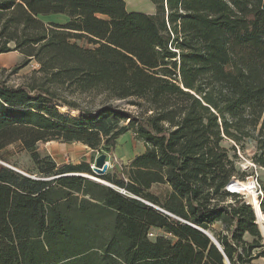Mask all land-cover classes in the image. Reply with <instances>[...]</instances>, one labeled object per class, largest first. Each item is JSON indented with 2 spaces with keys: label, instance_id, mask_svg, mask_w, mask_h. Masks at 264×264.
Listing matches in <instances>:
<instances>
[{
  "label": "trees",
  "instance_id": "obj_1",
  "mask_svg": "<svg viewBox=\"0 0 264 264\" xmlns=\"http://www.w3.org/2000/svg\"><path fill=\"white\" fill-rule=\"evenodd\" d=\"M151 1L154 15L129 12L123 0H0V54L18 51L20 67L35 60L44 75L40 86L0 81V152L18 143L42 164L33 177L0 165V264H86L75 250L83 226L94 230L96 264L264 257L251 206L227 189L244 182L234 159L247 139L264 171V0ZM56 14L68 21L40 19ZM46 83L100 103L82 108ZM127 132L145 150L121 173L96 176L84 161L57 168L36 153L61 141L112 158ZM156 184L170 188L165 201L150 193Z\"/></svg>",
  "mask_w": 264,
  "mask_h": 264
},
{
  "label": "rangeland",
  "instance_id": "obj_2",
  "mask_svg": "<svg viewBox=\"0 0 264 264\" xmlns=\"http://www.w3.org/2000/svg\"><path fill=\"white\" fill-rule=\"evenodd\" d=\"M82 45V42H79ZM11 46V45H10ZM25 57L18 51H10L5 54H0V81L4 82L10 87H16L20 85H32L40 86L44 83V75L38 72L39 64L35 60L28 61L27 65L20 67ZM46 86L56 90L58 94L62 95L67 100L76 101L80 107H89L92 108L97 106L100 103L101 97L92 96L90 94L86 95H72L64 91V87L57 85L47 84ZM115 106L121 108H126L130 110L132 107L125 104L124 101H110ZM60 113L63 116H67L65 109H59ZM72 117H77L78 113H71ZM223 147L229 150V155H233L232 147L234 144L228 140H225L222 143ZM143 143L138 141L136 137L131 133L127 132L121 136L117 142L116 146L112 152V158L106 152H96L92 151L90 148L83 146L79 143H63L61 141H50L47 143H39L36 145V153L39 156V159L42 160L44 157H50L60 166L65 165H78L81 162H86L91 166L94 165L95 159L104 154L106 156L107 171L105 174H114L115 172L121 173L122 166H127L131 163L134 157L140 155L144 152ZM256 151L255 142L252 139H247L244 143L239 145V149L235 151L237 159H234L237 172L241 179L237 181H244L243 183L249 182L251 179L253 182L256 180L257 183L264 186V171L260 169H254L250 163V160L253 158V155ZM0 160L5 162L10 167L17 169L27 175L38 176L39 172L37 168H41L42 164H37L32 158V153L22 150L18 143L9 145L4 151L0 152ZM1 165V163H0ZM81 176L82 178L97 182L100 184L105 183L104 180L90 176L89 174H72ZM89 176V177H87ZM92 177V178H90ZM98 179L101 182H98L95 179ZM234 180V179H233ZM242 184V183H239ZM255 188L258 190L257 184L254 182ZM168 187L164 185H153L150 192L154 195H157L162 201L169 193ZM256 192V191H255ZM242 195V194H240ZM256 196V195H255ZM244 200L249 203L248 199L243 194ZM81 237L79 246L76 247L80 254L81 259L86 264H96L94 258V230L92 227L83 226L80 228ZM222 230V224H214L209 228V232L213 234H219ZM160 231H155V236L160 235ZM252 240V238H250ZM259 250L264 252V248ZM252 264H264V257H259L252 261Z\"/></svg>",
  "mask_w": 264,
  "mask_h": 264
},
{
  "label": "crops",
  "instance_id": "obj_3",
  "mask_svg": "<svg viewBox=\"0 0 264 264\" xmlns=\"http://www.w3.org/2000/svg\"><path fill=\"white\" fill-rule=\"evenodd\" d=\"M123 1L125 3V7L127 11L129 12L142 13L146 15H154L156 13V6L151 0H123ZM40 19L45 23H56V24H65L68 21V18L65 15H60V14L40 17ZM53 161L55 162V160ZM56 165L58 166L57 163ZM156 185H159V184H156ZM164 186L168 187L167 185H164ZM168 189L170 188L168 187ZM170 192L171 190H169L168 195L163 199V201L167 199V197L170 195ZM151 194L154 195L153 193ZM154 196L158 197L157 195H154ZM159 200L162 201L160 198ZM215 224L221 225L220 223H215ZM245 239L247 241H250V237L248 235H245Z\"/></svg>",
  "mask_w": 264,
  "mask_h": 264
},
{
  "label": "built area",
  "instance_id": "obj_4",
  "mask_svg": "<svg viewBox=\"0 0 264 264\" xmlns=\"http://www.w3.org/2000/svg\"><path fill=\"white\" fill-rule=\"evenodd\" d=\"M0 163H1V165H4V166H7V167H10L9 165L4 164V163L1 162V161H0ZM250 163H251V165H252V167H253L254 169H258V168L253 164V162H252L251 160H250ZM10 168L13 169V170H15V171L18 172V173L24 174L23 172L18 171L17 169H15V168H13V167H10ZM254 182H255V183L257 184V186H258V190H257V189H256V190H257V195H258L259 203H258V206H256V207L252 206L250 203H247V204L250 205L251 208H252V210H253L255 223H256V225H257V227H258L259 234H260L261 244H262V246H263V248H264V216H263V214L261 213V210H260V201H261V198H262V192H261V188H260L259 184L257 183V181L255 180ZM231 183H233V181H232ZM231 183H230V184H231ZM230 184L228 185L227 189H229ZM242 196H243V195H242ZM163 213H165V212L163 211ZM261 214H262V216H261ZM147 236H148V238H151V239L154 238V237H155V231H150V232L148 233Z\"/></svg>",
  "mask_w": 264,
  "mask_h": 264
},
{
  "label": "bare ground",
  "instance_id": "obj_5",
  "mask_svg": "<svg viewBox=\"0 0 264 264\" xmlns=\"http://www.w3.org/2000/svg\"><path fill=\"white\" fill-rule=\"evenodd\" d=\"M87 177H89V176H87ZM90 178H92V177H90ZM93 179H95V178H93ZM95 180H97L98 182H101L98 179H95ZM249 180H250L249 182L242 183V184H239V182L233 181V183L230 184L229 191L233 192V193H237V194H242V195L244 194L245 197L248 199L249 203L252 206L256 207V206H258V203H259L257 190L255 188L254 182L251 179H249ZM261 216H262V214H261Z\"/></svg>",
  "mask_w": 264,
  "mask_h": 264
},
{
  "label": "water",
  "instance_id": "obj_6",
  "mask_svg": "<svg viewBox=\"0 0 264 264\" xmlns=\"http://www.w3.org/2000/svg\"><path fill=\"white\" fill-rule=\"evenodd\" d=\"M92 173L96 176H102L106 173L107 171V163H106V156L104 154L99 155L95 161H94V165L90 167ZM104 185H107L105 183H103ZM109 186V185H108ZM111 187V186H110ZM229 191V189H228ZM230 192V191H229ZM233 193V192H232ZM155 209L163 212L162 210H160L157 207H154ZM199 231H201L205 236H207L209 238V240L212 242V244L219 250L221 251L220 245L217 243V241L215 240V238L206 230L203 229H198ZM222 252V251H221ZM224 264H229L227 258L225 257L224 259Z\"/></svg>",
  "mask_w": 264,
  "mask_h": 264
}]
</instances>
